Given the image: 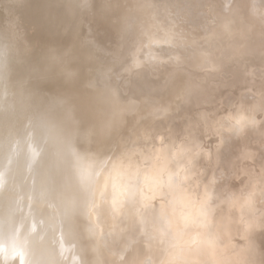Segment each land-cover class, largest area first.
<instances>
[{
  "label": "bare ground",
  "instance_id": "bare-ground-1",
  "mask_svg": "<svg viewBox=\"0 0 264 264\" xmlns=\"http://www.w3.org/2000/svg\"><path fill=\"white\" fill-rule=\"evenodd\" d=\"M1 4L2 33L9 44H0V83L15 89L18 97L13 92L0 99V264H91V251L98 247L115 255L117 264H132L137 249L121 258L123 237L110 226L103 234L99 226L107 220L97 218L105 187L103 171L121 148L122 138L141 135L146 123H157L171 108L189 119L190 113L207 106L213 115L209 136L193 132L187 142L191 152L208 153L209 165L198 158L180 167V138L166 155H155L153 166L161 171L167 163L170 173L154 174L153 188L143 190L154 209L150 222L159 224L157 234L169 229L168 235L179 242L182 225L162 227L163 218L179 219V210L194 213L198 244L189 251L188 264L207 259L200 224L209 217L206 225L216 220L225 237L224 258H234L228 255L233 251L241 264L258 260L264 252V0H41L40 11L51 12L52 25L41 53L44 92L32 91L30 97L15 84L31 48L17 29L11 1ZM149 4L156 8L149 10ZM227 12L233 13L228 30L234 37L225 52L237 54L239 61L230 64V79L214 86L196 78L200 57L187 45L210 32ZM101 37L112 44L103 46ZM115 53L123 70L107 64ZM32 60L27 63L30 68ZM35 64L36 69L41 63ZM158 66L162 75L156 73ZM30 68L29 74L34 66ZM203 143L207 149H202ZM184 167L187 175L180 190L179 172ZM236 178L243 181L235 182L238 186L232 184ZM77 204L83 211L80 226L73 228L64 216ZM154 243L158 247L142 242L139 252L163 249L164 243Z\"/></svg>",
  "mask_w": 264,
  "mask_h": 264
},
{
  "label": "rangeland",
  "instance_id": "rangeland-1",
  "mask_svg": "<svg viewBox=\"0 0 264 264\" xmlns=\"http://www.w3.org/2000/svg\"><path fill=\"white\" fill-rule=\"evenodd\" d=\"M4 1H9V0H4ZM4 1L0 0V5H1L0 8L2 7L1 3ZM10 1H11L12 6H13V11L15 13V17L17 20V29L20 30L24 34V36H25V38L29 44V47L31 48V49H29L28 52L32 53V55L28 52L26 54V58H27V60H26L27 62L25 61L26 62V69L19 72L20 76L18 75L19 77H18L17 84H15V88L20 87V90H22L21 93L23 92V93L29 94L28 97L32 96L31 95L32 91H34L35 94L40 95L44 92L43 90H44V86H45L44 85L45 84V78H44V74H43V65H42V59H41V58H43L42 54L44 53L43 52L44 49L42 48L43 47L42 45L44 44L46 46L45 36H46L47 32H49L50 27L52 25L51 12L42 13L40 11L39 3L41 0H39V1L35 0V2H33L34 0H32V2L29 0H26V1H24V0L23 1L22 0H10ZM18 1H20L22 5L20 4V2L18 3ZM15 2H17V6L15 5L16 4ZM31 3L32 4L34 3V5H32ZM37 3H38V5H37ZM29 4H31V5H29ZM25 5L27 6V8ZM30 6H31V8H30ZM159 6L160 5L158 4V7ZM147 8L149 10L150 9L152 10L153 8H156V6L149 4ZM33 9H35V11H33ZM1 10H2V8L0 9V23H1L0 24V44L7 46L6 44L8 43V40L3 36V33H2V27H3L2 23L4 21V16L2 14L3 11H1ZM29 10H31V11H29ZM37 10L40 12H37ZM22 11H24V12H22ZM28 11L30 12L29 14L27 13ZM22 13H23V16L21 15ZM24 14H25V16H24ZM36 14H38V16ZM232 14H233L232 12L225 13V15H224L225 17L222 18L220 23H218L217 25H214L213 29L210 32L203 34L202 37L200 35L199 38L194 39L192 43L187 45V47L189 49H191L192 54L198 55L200 57L199 63L196 66V70L198 72V75L196 78L198 79V81H203V80L207 79V80H210L209 82H211V84H213V85L215 84L214 86H217V83H220V81H226V80L230 79L231 75H230L229 70H228L230 67V64H233L235 59H236L235 62L239 61V60H237L238 59L237 54H235L233 52H227V53L225 52L228 43L234 37L233 35H231V33L228 30L229 26L232 25V23H231L232 17H233ZM28 15H30V16H28ZM39 15L41 18L39 17ZM230 15H231V17H229ZM26 17H29V19ZM27 21L28 22L30 21V24ZM28 26L30 28H28ZM34 34H35L34 37H38V38H34L35 40L32 39ZM36 35H38V36H36ZM39 36H40V39H39ZM41 37H42V40H41ZM104 37H101V38L106 42L107 38H104ZM2 39H3V41H2ZM37 39L40 41H37ZM100 39L98 41L102 42L101 41L102 39L101 40ZM43 40H44V43H42ZM31 41H33V42H31ZM35 41H37V42H35ZM105 42L101 43L105 47L112 44L111 41H109V43H107V42L105 43ZM32 43L34 44V46L32 45ZM35 44H36V46H35ZM38 45H41V47ZM45 46H44V48H45ZM36 47H40L41 49L36 48ZM32 49L34 50V52H36L39 49L40 51H38V52L40 53V55L38 53V54H36V57L37 58L39 56H41V57H39L38 59L35 58L34 57L35 55H34V52L32 51ZM35 49H36V51H35ZM41 50H42V52H41ZM29 55L31 58L28 57ZM32 56L35 59H33ZM28 58L31 60L33 59L32 61L35 60L37 63L38 62L41 63L40 66H39V64H37L38 67L36 69H35V65H36L35 63L36 62L34 61V63L31 64V68H33V66H34V69H32V70H34V72L37 71L36 72L37 74H35L32 70H31V74H29V72H27L28 67L30 68V66H28V64H27L28 61H30L29 64L32 63L31 60H29ZM119 59H120L119 56L115 53V55H113L112 60L108 61L107 64L108 65L112 64L115 69L119 68V69L123 70L124 64L121 63V61ZM102 62H104V61H102ZM102 62H101V64H102ZM28 71H29V69H28ZM14 72L15 71L10 72L11 73V75L9 76L10 78H11L12 74H14ZM32 72H33V76H32ZM156 73L158 75H162L163 70L158 66ZM120 74H122V72H120ZM1 75H3V74H1ZM37 76H38V81H37ZM208 77H210V78H208ZM34 78H35V80H34ZM10 84H14V83L11 82ZM213 85H211V86L213 87ZM5 87H7L5 84L0 83V99L2 98V96H4V97L6 96L8 98L9 94H11L13 92H14V95L16 94L18 97V94H17L15 89L12 90V88L9 86L7 88H5ZM8 89H10V90H8ZM5 90H8V91H5ZM2 104H3V102H0L1 106H2ZM1 106H0V108H1ZM205 106H206V104H205ZM208 107L209 106L203 107L204 110L202 109V112H200V113H196V114L190 113L189 117H188L189 119H186L185 116H183L177 108H171V109H169L168 113L165 116H163V117H161V119L157 120V123H154V124H149L150 122L146 123V125H148V127H150V128L147 127L144 130L143 128L145 125H143L141 127V129L144 131L141 132V135H139V136L135 135L133 137L127 135L126 137L122 138L119 141V146L121 148H119V147L117 148V151L114 154L112 160L109 162V164H107V166L105 167V169L103 171V177H104L103 186L106 187L109 184L108 186L110 188L103 187L105 190L103 189L101 192V200H100L101 204L99 207V211H98L99 213H98L97 218L99 217L98 219L101 220V219H104V217H105L107 220H105V222L102 225H101V222H103V221H101L99 226L102 229L101 231L103 234H104V230L106 231L105 233H107L108 231H110L109 230L110 228L111 229L113 228V230H112L113 232H117V234L119 236L124 238V239L122 238V240L120 241L121 247L122 248L124 247L123 252H122L123 255L121 256V258L125 257L127 255V253L131 252L133 249H135V250L137 249L136 251H134V253H136L135 256L133 253V256L131 259L132 264H162V262H163V264H188L187 257H188L189 251H191V250L195 251V249H196V245L198 244V240H197L198 236L197 235L199 232V229H198L199 226L196 222H194V220H192L194 213H183V212H180V210H179V219L176 217H174L173 220H171L169 217L163 218L164 224H161V226L163 225L162 227L171 226L170 228H176L177 226L182 225L181 227H179V235H184V236L183 237L179 236V242H175L168 235V233L170 231L169 229H167L166 232H164V233H161V234L158 233L157 234L155 232L156 231L155 227H157L159 224H155L153 221L150 222L151 216L154 212V209L152 208V206L148 202V199L145 198L146 196L144 197V195H146V193L143 192V190L146 192H149L153 188V183L151 184V182H153V175L154 174H160V172L163 170L161 173L163 174V177H165L166 175H168V173H170V170H169L170 165L168 166L167 163L164 164V165H166V167L163 165L164 167L162 166L161 171H159L160 169L158 170L156 166L155 167L153 166V159L152 158H154L155 155L156 156L166 155L169 152L170 148L174 146V144L176 143L178 138H180L179 142H182V145H183V146L181 145L182 147H180V153H179V157H178V162H179L180 167L183 165H185V167H186V165H188L187 164L188 161L190 162V160L194 161L196 159L197 160L200 159L203 165H205V164L209 165L208 153H206V151H201L200 153H197V154L194 152H191L192 151V149L190 148L191 145H189V143L187 142V137L189 138V135L191 136V134H193V132H197L203 136H205V135L209 136L208 132H210L209 131L211 128L210 124H211V121L213 119V115H209L210 107L209 108ZM207 108L209 110H207ZM205 109H206V111H205ZM190 115H191V117H190ZM204 117H205V119H204ZM200 119L204 120L205 122L204 121L200 122ZM9 129H12V127ZM140 131H139V133H140ZM127 138H129L128 139L129 141H126ZM134 138H136V140ZM155 138L157 139V141L159 143L156 141ZM123 140H124V142H123ZM140 142H141V144H140ZM138 146H140V147H138ZM147 146H148V148H147ZM202 149H207L205 143L202 144ZM147 155L149 158H147ZM146 160H147V162H146ZM147 165H150V166H147ZM167 166H168V170H167ZM107 167H108V170H107ZM185 167L183 168V170H181V172H179V189L180 190L183 187V182L181 180L185 181L186 175H187L185 170H184ZM148 168H149V170H148ZM157 170H158V172H157ZM165 170H166V172H165ZM126 171H127V173H126ZM111 172L113 173V177H112V174L110 175ZM117 173H118V175H117ZM123 173H125V174H123ZM129 173H131V174L129 175ZM182 175H183V178H182ZM107 176H108V178H107ZM119 176L121 178H119ZM137 176H139V177H137ZM147 176H148V178H147ZM239 177H241V176H239ZM114 178H116V179H114ZM125 178H126V180H125ZM112 179L115 183L112 182ZM239 179L240 178L233 179L232 184H236L238 186L237 183L240 184L241 182H243ZM136 180H138V181H136ZM116 182H117V184H116ZM149 182L151 185L149 184ZM235 182H237V183H235ZM113 183H114V186H112ZM145 184H146V186H145ZM142 185H143V187H142ZM106 189H107V191H109V193L107 192L108 194H106ZM136 189H137V191H136ZM119 192H120V194H119ZM136 192H137V194H136ZM113 193H115V194H113ZM121 193H122V196L120 198L119 195H121ZM130 193H131V195H130ZM134 194H136L135 196L138 199L134 198L135 197ZM113 195H115V196H113ZM139 195H141V196H139ZM114 197H115V199H114ZM125 198H127V199H125ZM132 198H134V199H132ZM143 198H145V200ZM112 199H114V200H112ZM137 200H139V203L137 202ZM160 200H162V198ZM140 201L141 202L143 201V202L140 203ZM144 201H145V203H144ZM112 202H113V205H112ZM77 203L80 204L79 201ZM103 203H105L106 206ZM107 207H109V208H107ZM118 207L121 210H119ZM137 207L141 208L142 210L138 209ZM82 208H83L82 206L78 205L76 207H70L71 210L68 208L65 211L66 213H65L64 219L70 225V227L75 228L77 225L80 226V215H81V212L83 211ZM106 208L108 209L109 213L112 210H113L112 212H114V213L111 212L109 215V213L106 212V210H107ZM114 208L119 210V211H117V210L114 211ZM144 208H146V209H144ZM134 210H135V212H134ZM101 213H102V218L100 216ZM136 215H138V216H136ZM140 215H141V219L139 218ZM186 217H187V219H184ZM165 219H167L169 221H167ZM207 219L204 222H201L202 224H200V226L202 228H204V230H205L203 232V234H204L203 245L205 247V250H207V255H208L207 259H205L203 261H199L197 259H194L191 262H189V264H207V263L208 264H241L239 259L235 257L233 251H230V253L228 255L232 254V256H234V258H232V259L224 258V256H227V253L225 254L224 251H221V250H223L226 247V246L222 247V243L224 242L225 237H222V235H220V232L217 228L216 220H213L214 222H212L211 223L212 225L209 226L210 225L209 222H211V217H209L210 221H209V219L208 220ZM148 221L150 224V225L148 224L149 226L146 223ZM207 221L209 223L208 226L210 228L206 225ZM77 222H78V224H77ZM123 223H125V224H123ZM134 223H135V226H134L135 231L133 229ZM144 223L146 226L143 225ZM153 223L155 224L154 227H153V225H154ZM213 223L214 224L216 223L215 226ZM118 224H119V226H118ZM136 224H137V226H136ZM108 226H110V228H108ZM143 226H144V228H143ZM135 227L136 228L139 227V228L136 229ZM146 227H148V228H146ZM211 227H213V228H211ZM125 228L128 229L129 231H127ZM149 228H151V229H149ZM106 229H108V230H106ZM132 229H133V231H131ZM138 230L139 231L141 230L142 232H145V233L139 232ZM130 231H131V233H130ZM132 232H133V234H132ZM137 233H139V234H137ZM208 234H210V237ZM140 235H142V236H140ZM126 236H128V239ZM144 236L145 237L147 236L148 238L147 237L144 238ZM226 238H228V237H226ZM130 239H131V241H130ZM155 240L159 241V243L160 242L162 244L164 243L163 249H161L159 251L155 249V250H151L150 252H148V251L139 252L141 249L140 247H141L142 242L144 244H152L153 247H151V248L158 247L157 244L154 243ZM122 241H124V243H121ZM127 243H128V245H127ZM219 243H221L220 244L221 247H220ZM165 246H167V247L165 248ZM168 246H170V247H168ZM217 250H219L221 252H219ZM82 252L85 253L83 250H82ZM262 253H263L262 255H261V253L259 254L258 260H255V261L249 260L246 262V264H264V258H262L264 255V252H262ZM91 255H92L91 256V259H92L91 264H117L116 256L106 254L104 252L103 248L98 247L96 250L91 251ZM261 258H262V260L260 261Z\"/></svg>",
  "mask_w": 264,
  "mask_h": 264
}]
</instances>
